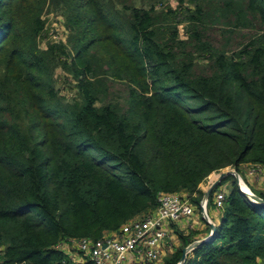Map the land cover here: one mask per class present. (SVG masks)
Masks as SVG:
<instances>
[{"label": "trees", "instance_id": "1", "mask_svg": "<svg viewBox=\"0 0 264 264\" xmlns=\"http://www.w3.org/2000/svg\"><path fill=\"white\" fill-rule=\"evenodd\" d=\"M177 1L0 0V264H93L60 244L152 214L164 192L200 212L212 173L264 169V0ZM47 11L71 49L40 44ZM212 208L214 237L184 264H264V205L228 175ZM175 229L163 264L191 243Z\"/></svg>", "mask_w": 264, "mask_h": 264}, {"label": "built area", "instance_id": "2", "mask_svg": "<svg viewBox=\"0 0 264 264\" xmlns=\"http://www.w3.org/2000/svg\"><path fill=\"white\" fill-rule=\"evenodd\" d=\"M264 170L253 167L254 170ZM226 199L225 191L215 193L217 206ZM208 200L201 201V212H206ZM195 206L185 195L164 192L159 195V205L155 212L126 222L117 231L110 232L99 239L82 237L70 239L60 244L71 253L77 262L92 261L93 264H125L142 261L155 262L163 255V242L169 236L168 223L179 222L194 215ZM72 250L74 253H72Z\"/></svg>", "mask_w": 264, "mask_h": 264}, {"label": "rangeland", "instance_id": "3", "mask_svg": "<svg viewBox=\"0 0 264 264\" xmlns=\"http://www.w3.org/2000/svg\"><path fill=\"white\" fill-rule=\"evenodd\" d=\"M170 2L174 8H176L178 6L177 0H170ZM43 18L46 20V30H45V32H44V34L40 40V42H41L40 44L42 46H46L47 42H56V43L64 42L67 45V47L69 49H71V46L68 43L69 31L66 27L65 19L62 16V14L55 12V11H47L44 14ZM185 26H186V22L179 23V29H180L182 36H184V34H185V30H184ZM55 77L58 80V82L56 83V87L60 89L61 94L64 95L67 99H71L73 96H75L77 94V88L75 87L76 79L68 71H64L61 68L57 69ZM114 87H111L112 90H116V89L121 90V91H119L121 93L119 95V97H122L123 96V92H122V88H121L122 86L118 83V84H115ZM121 100H123V97L121 98ZM233 169H235V168L227 167V168H223L217 172L212 173L203 182V184H202L203 189L202 190L204 192L207 191L208 188L210 187V185L217 179L218 175L221 172L231 171ZM213 175H216V177H213ZM239 175L242 178L243 186L247 190H249L250 192H252L253 194H256L258 196L261 192H264V170H256L255 169L253 171V168L251 165L244 164V165L240 166ZM230 183H231V181L224 183V185L221 186L220 189H222V191H226V189ZM205 210H206L205 213L201 212V211L199 212L198 219L200 220L201 225H205L206 228L205 227L203 229H200L198 227L195 228L196 226H193V225L190 226L191 225L190 223H186V225H185L186 230L187 229H189L188 231L192 230L191 233L188 235L183 233L184 235L192 238L191 243H193L194 241H197L199 239H202V237H201L202 235H200L201 233H206L205 237L210 234V232H208V231H209V227H211V226L207 222V219L209 218L211 221L216 223V221H215L216 219H213L211 216L212 211L215 212L216 218L219 217L218 212L215 211L213 208L209 211L207 209V206H206ZM192 222L195 224L194 221H192ZM175 231H176V229H175ZM175 231H174V233H175ZM174 233L172 232V235ZM105 235H109V232H105L103 234V236H105ZM175 235L176 236H173V239H171V237L170 238L168 237L164 241V246H165L164 253L158 261H155V262L142 261V263L140 262L138 264H163L166 257H168L170 254H173L175 251L179 250L183 246V243L181 242L179 234L176 232ZM178 239L180 241H178ZM169 243H173L174 246H172L170 248ZM126 264H135V263L130 261Z\"/></svg>", "mask_w": 264, "mask_h": 264}, {"label": "water", "instance_id": "4", "mask_svg": "<svg viewBox=\"0 0 264 264\" xmlns=\"http://www.w3.org/2000/svg\"><path fill=\"white\" fill-rule=\"evenodd\" d=\"M228 175H234L235 178L237 179L238 185L240 186L241 190L243 193H245L246 195H248L251 199H253L254 201H256L257 203H261L264 205V199L256 194H253L252 192H250L249 190L245 189L243 184H242V178L240 177L239 173L233 169L231 171H224L221 172L217 179L210 185V187L208 188L207 191L204 192V198L206 200H208L209 196L212 194V192L215 190V188L218 186V184ZM207 222L210 224L211 226V231L210 234L202 239H199L197 241H194L193 243L189 244L188 246L183 248V254L181 257V260L178 262V264H184L186 259H187V255L190 251H192L193 249H195L198 246H201L202 244L209 242L213 239L214 234L216 232L217 229V225L216 223H214L213 221H211L209 218L207 219Z\"/></svg>", "mask_w": 264, "mask_h": 264}, {"label": "crops", "instance_id": "5", "mask_svg": "<svg viewBox=\"0 0 264 264\" xmlns=\"http://www.w3.org/2000/svg\"><path fill=\"white\" fill-rule=\"evenodd\" d=\"M202 184L203 183H201V185H200L201 189H203V187H202L203 185ZM198 214H199V212H195L194 216L192 215L193 217L191 216V217H189L187 219H183L182 221H179V222L168 223L167 224V226H168L167 228L169 230V236L168 237L169 238L171 237V239H173V236H176L175 233H174L175 227L178 228V229H180L184 234H187V235L190 234L192 230L188 231L189 229H187V230L185 229L186 223H190L191 224L190 226H192V225L193 226H196L195 228H197V227L200 228V229H203L204 227L206 228L205 225H201L200 220L198 219ZM211 215L215 217V219H216L215 221L216 222L219 221V217L216 218L215 212L212 211L211 212ZM192 221H194L195 224ZM173 225H175V226L173 227ZM172 232L174 233L173 235H172ZM205 234L206 233H201L200 235H202L201 237L204 238L205 237ZM178 241H180V240L178 239ZM162 245H163V253H164V248H165L164 242H163ZM172 246H174V244L173 243H169V247L171 248Z\"/></svg>", "mask_w": 264, "mask_h": 264}, {"label": "bare ground", "instance_id": "6", "mask_svg": "<svg viewBox=\"0 0 264 264\" xmlns=\"http://www.w3.org/2000/svg\"><path fill=\"white\" fill-rule=\"evenodd\" d=\"M245 188V187H244ZM246 189V188H245Z\"/></svg>", "mask_w": 264, "mask_h": 264}]
</instances>
